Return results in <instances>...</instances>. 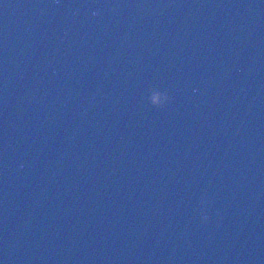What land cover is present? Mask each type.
<instances>
[{
  "label": "water",
  "instance_id": "1",
  "mask_svg": "<svg viewBox=\"0 0 264 264\" xmlns=\"http://www.w3.org/2000/svg\"><path fill=\"white\" fill-rule=\"evenodd\" d=\"M0 264H264V0H0Z\"/></svg>",
  "mask_w": 264,
  "mask_h": 264
},
{
  "label": "clouds",
  "instance_id": "2",
  "mask_svg": "<svg viewBox=\"0 0 264 264\" xmlns=\"http://www.w3.org/2000/svg\"><path fill=\"white\" fill-rule=\"evenodd\" d=\"M99 12H93L94 16H98ZM159 97H163L164 101L162 103H158L157 99ZM173 100V97L169 95L167 91H160L158 89H153L151 91V94L149 96V102L153 107L159 108V109H165L169 103ZM21 167H23L21 165ZM209 205L210 201L202 200L201 201V210H200V221L201 223L207 225L212 221V215L209 213Z\"/></svg>",
  "mask_w": 264,
  "mask_h": 264
}]
</instances>
